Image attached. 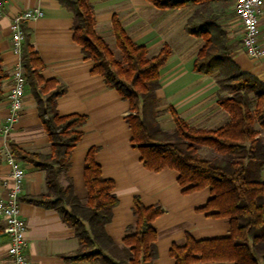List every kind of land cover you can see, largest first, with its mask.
<instances>
[{"label": "trees", "instance_id": "1", "mask_svg": "<svg viewBox=\"0 0 264 264\" xmlns=\"http://www.w3.org/2000/svg\"><path fill=\"white\" fill-rule=\"evenodd\" d=\"M57 1L72 13L73 40L81 46L84 57L93 62L92 71L128 102L130 144L139 152L144 167L153 172L175 170L184 192L208 188L211 197L201 210L213 211L212 217L228 221L226 236L195 240L186 234L184 243L172 245L169 256L174 264H264V182L260 178L264 164V84L241 72L229 54L219 19L235 0H149L159 9L194 8L184 25L187 34L203 40L193 70L214 76L219 88L217 102L228 114L227 123L216 130L190 128L174 112V128L162 129L157 119L156 90L160 87L158 71L171 53L169 47L150 55L145 46L130 40L113 16L112 35L120 54L115 58L93 29L90 0ZM22 30L20 64L51 146L48 154H34L8 145L16 159L45 173L46 191L25 200L56 210L61 220L73 228L79 247L68 260L153 264L157 235L152 222L163 214L162 207L144 206L134 196L135 222L127 226L122 243L115 244L105 232V225L111 220L117 198L111 192L113 182L100 175L94 148L83 161L86 200L76 198L70 182L66 187L59 185L58 175L68 168L70 152L82 136L78 129L85 117L58 116L56 99L65 90L52 81L44 84L39 75L43 64L28 44L29 32L24 25ZM5 78L0 60V99ZM202 148L213 155L201 156Z\"/></svg>", "mask_w": 264, "mask_h": 264}, {"label": "crops", "instance_id": "2", "mask_svg": "<svg viewBox=\"0 0 264 264\" xmlns=\"http://www.w3.org/2000/svg\"><path fill=\"white\" fill-rule=\"evenodd\" d=\"M90 3L94 14L93 29L98 36H109L114 42L111 20L116 16L130 40L145 46L150 55L157 54L164 46L169 47L171 53L158 71L160 87L156 90L157 119L162 129L174 128L171 112L194 129L216 130L227 123L228 114L217 102L219 88L214 76L193 70L203 40L187 34L184 25L194 8L159 9L149 0H90ZM0 7L4 11V16L0 17V60L6 74L1 85L0 123L8 113L6 95L17 61L11 51L9 18L37 7L43 11V16L23 25L29 32L28 44L43 64L39 75L44 84L52 81L65 90L56 99L58 116L85 117L84 124L78 129L82 136L70 152L67 170L59 173L58 183L66 187L70 182L73 194L84 202L87 193L83 161L88 151L95 149L94 160L100 167V175L113 182L111 192L117 198L111 220L105 225L110 239L120 245L127 226L135 222L132 214L134 196L144 206L159 204L164 211L152 222L157 235V255L153 264H174L169 256L170 247L184 243L186 234L195 240L226 236L229 231L227 219L212 217L213 211L201 210L211 197L208 188L184 192V187L177 182L175 170L164 168L153 172L144 167L139 152L130 144L131 131L126 121L128 102L114 89L107 88L103 77L92 71L93 62L84 57L81 46L73 40L72 13L57 0H0ZM219 24L225 32L229 54L239 70L264 84V56L250 59L242 50V28L233 6ZM235 26L238 45L233 32ZM259 35L264 42V16L259 22ZM9 144L26 153L51 152L36 102L27 86L13 130L0 136V198L5 196L1 182L8 173L4 153L10 152ZM22 165L25 179L20 210L26 223V257L34 264H99L68 260L79 247L74 230L61 220L56 210L25 200L46 191L45 173L31 164L22 162ZM260 178L264 182V164ZM7 247L8 237L0 225V264L7 263Z\"/></svg>", "mask_w": 264, "mask_h": 264}, {"label": "built area", "instance_id": "3", "mask_svg": "<svg viewBox=\"0 0 264 264\" xmlns=\"http://www.w3.org/2000/svg\"><path fill=\"white\" fill-rule=\"evenodd\" d=\"M233 10L242 28L241 47L247 57L258 59L264 56V42L259 35V22L264 16V0H235ZM40 8H28L9 18L11 51L17 61L11 71L12 84L6 95L8 113L0 123V136H6L22 108L26 86L24 70L20 64V53L24 41V22L43 16ZM4 11L0 7V17ZM8 166L6 178L1 182L5 196L0 198V225L8 237L6 264H34L25 255L26 223L20 210V197L23 192L25 171L22 162L9 151L4 153Z\"/></svg>", "mask_w": 264, "mask_h": 264}, {"label": "rangeland", "instance_id": "4", "mask_svg": "<svg viewBox=\"0 0 264 264\" xmlns=\"http://www.w3.org/2000/svg\"><path fill=\"white\" fill-rule=\"evenodd\" d=\"M224 18V15H222V17L219 19V23L222 22V19ZM235 32V36L236 39H235V44L238 45L239 43V35L237 34L238 33V29H237V26L234 27L233 29ZM108 45L110 51L112 52L113 56L115 58H119L120 57V54H119V51L117 50L116 46H115V41L113 42V40L108 36L106 38L100 36ZM114 38V37H113ZM150 54V53H149ZM222 95H225V93H223ZM199 154L203 157H209L211 155H213V152L209 149H205V148H202L199 150Z\"/></svg>", "mask_w": 264, "mask_h": 264}]
</instances>
